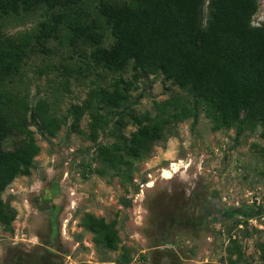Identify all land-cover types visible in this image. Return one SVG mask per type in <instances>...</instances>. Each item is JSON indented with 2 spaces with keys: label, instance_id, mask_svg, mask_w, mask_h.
I'll return each instance as SVG.
<instances>
[{
  "label": "rangeland",
  "instance_id": "374dc122",
  "mask_svg": "<svg viewBox=\"0 0 264 264\" xmlns=\"http://www.w3.org/2000/svg\"><path fill=\"white\" fill-rule=\"evenodd\" d=\"M101 1L83 0L79 10L100 22L102 46L108 48L113 38L97 15ZM256 2L252 22L261 23L264 0ZM62 12L41 5L27 13L0 14V38L26 40L29 49L9 88L28 107H40L62 123L53 137L29 127L40 151L29 175L12 182L14 192L6 187L1 194L16 218L12 233L0 226V264H117L120 256L127 264H222L230 236L238 240L245 264H259L255 243L264 232L259 128L246 129L236 142L233 128L213 131L201 113L195 125L184 119L164 128L150 154L133 162L131 184L92 173L90 116L85 113L79 121L82 134L71 132V106L82 105L94 89L121 87L129 94L123 104L129 117L121 124L128 135L135 129L133 115L153 116L157 103L184 93L160 75L138 79L132 62L120 72L93 64V47L73 40L68 22L55 23ZM206 12L207 2L203 21ZM44 27L49 36L39 43ZM115 121L96 131L98 142L113 141ZM17 141L9 135L3 148L13 150ZM121 198L130 206L124 208ZM87 213L116 223L120 243L107 254L109 261L79 225Z\"/></svg>",
  "mask_w": 264,
  "mask_h": 264
},
{
  "label": "trees",
  "instance_id": "16d2710c",
  "mask_svg": "<svg viewBox=\"0 0 264 264\" xmlns=\"http://www.w3.org/2000/svg\"><path fill=\"white\" fill-rule=\"evenodd\" d=\"M82 1L0 0V14L27 13L41 5L49 10L62 9L55 23L68 22L71 38L93 47V64L120 72L132 62L138 79L160 75L184 93L183 98L171 96L157 103L153 116L150 112L133 115L135 129L128 135L121 124L129 117L123 105L129 94L121 87L94 89L82 105L71 106V132L82 134L79 121L85 113L90 116L92 173L131 184L136 170L133 162L150 154L162 139L164 128L184 119H192L195 125L201 113L213 131L233 128L236 142L246 129L256 128L264 140V20L259 27L251 24L257 12L256 0H104L97 15L113 38L108 48L102 46L100 22L79 10ZM49 30L44 27L36 40L41 43ZM27 47L26 40L15 43L0 38V226L9 233L13 232L16 211L1 194L18 176L29 175L40 151L29 127L53 137L62 126L47 111L32 109L17 99L8 86L21 67ZM114 120L113 141L98 142L96 131L107 129ZM9 135L18 138L10 151L3 148ZM120 204L127 208L131 201L121 198ZM79 225L91 234L104 261H109L107 254L117 251L120 243L116 223L87 213ZM229 239L223 262L245 264L238 240ZM255 248L259 264H264V232ZM120 258L115 259L117 264L129 262Z\"/></svg>",
  "mask_w": 264,
  "mask_h": 264
},
{
  "label": "built area",
  "instance_id": "2783aa9c",
  "mask_svg": "<svg viewBox=\"0 0 264 264\" xmlns=\"http://www.w3.org/2000/svg\"><path fill=\"white\" fill-rule=\"evenodd\" d=\"M263 20H264V15H262L261 18H260V21L263 22ZM261 23H259V22H257V23L251 22L252 26H254V27H259L261 25ZM7 190H9L10 192H14V190H15L14 189V185L12 183L10 185H8L7 186Z\"/></svg>",
  "mask_w": 264,
  "mask_h": 264
}]
</instances>
